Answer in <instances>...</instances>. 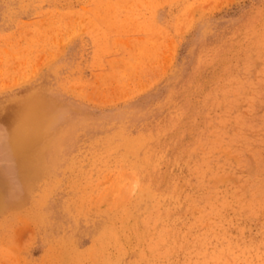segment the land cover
<instances>
[{
    "label": "rangeland",
    "instance_id": "374dc122",
    "mask_svg": "<svg viewBox=\"0 0 264 264\" xmlns=\"http://www.w3.org/2000/svg\"><path fill=\"white\" fill-rule=\"evenodd\" d=\"M0 264H264V0H0Z\"/></svg>",
    "mask_w": 264,
    "mask_h": 264
},
{
    "label": "bare ground",
    "instance_id": "6f19581e",
    "mask_svg": "<svg viewBox=\"0 0 264 264\" xmlns=\"http://www.w3.org/2000/svg\"><path fill=\"white\" fill-rule=\"evenodd\" d=\"M36 110L37 112L39 111L38 109H34L28 112V115H36L37 113ZM26 125L27 126L21 124L17 126L12 132L13 137L11 139V142L13 143V145H15V147L17 145L18 149H20L18 153L22 157L20 161V166H19L21 174H23L24 172L28 171L29 169L33 167L35 160L38 159V155H37L38 152H37V148L29 150V149L21 148L20 146L25 145V144L29 145L31 142L30 140H33V139L36 140L39 136V132L43 128L42 125H38L37 127L36 126L37 122H33V123L30 122L29 124H26Z\"/></svg>",
    "mask_w": 264,
    "mask_h": 264
}]
</instances>
